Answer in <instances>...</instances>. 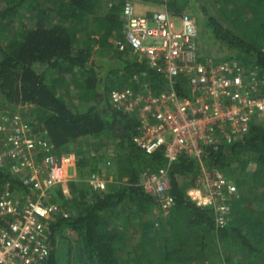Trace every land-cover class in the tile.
Segmentation results:
<instances>
[{"label": "trees", "instance_id": "1", "mask_svg": "<svg viewBox=\"0 0 264 264\" xmlns=\"http://www.w3.org/2000/svg\"><path fill=\"white\" fill-rule=\"evenodd\" d=\"M126 1L131 0H47L52 7L35 2L37 16L30 27L22 22L13 27L28 0L0 4V96L37 110L43 135L58 152L86 136L109 141L121 151L118 176L127 178L124 183L94 192L91 199L71 183L70 215L52 222L50 254L43 264H58L55 239L64 228L77 233L82 250L93 264H187L192 258L191 247L202 253L211 249L217 253V246L222 249L224 244H230V252H223L225 263L237 264V258L264 264V123L260 121L230 144L207 146L200 161L180 154L169 166L170 192L175 201L169 215L156 226L153 219L138 221L141 211L147 212L155 204L140 185V175L164 166L165 157L160 150L146 154L133 143L135 116L113 109L107 92L117 87L136 88L135 82L128 84L130 77L140 76L153 91L165 87L166 81L144 61L135 62L115 51L107 60L102 56L101 63L91 60L111 48L122 25ZM147 1H158L159 7L165 6L172 14L182 11L177 0ZM199 3L212 36L238 50L240 60L254 67L264 82V0L225 2L234 9L233 21L257 22L254 33L241 29V35L226 28ZM59 6L65 15L60 14ZM76 68L80 70L75 75L82 81L79 97L91 101L80 111L56 91L65 73L72 75ZM73 83L76 85V80ZM261 91L264 94V83ZM200 163L221 172L237 187L229 220L222 228L215 227L210 208L199 207L185 196L186 188L194 185L201 171ZM13 180L0 168V188ZM116 211L126 214L121 224L114 221ZM131 222L141 229L140 242L134 245L126 240ZM124 249L129 252L125 262Z\"/></svg>", "mask_w": 264, "mask_h": 264}, {"label": "built area", "instance_id": "2", "mask_svg": "<svg viewBox=\"0 0 264 264\" xmlns=\"http://www.w3.org/2000/svg\"><path fill=\"white\" fill-rule=\"evenodd\" d=\"M121 20L111 50L144 61L166 81L158 91L140 85L108 93L113 109L135 116L133 143L146 154L160 150L165 157L164 166L140 175V185L165 218L175 203L169 166L180 154L200 161L207 146L230 144L255 122L264 123V82L237 58H203L196 22L185 12L172 14L162 6L137 14L126 1ZM200 165L193 187L204 188L207 199L196 203L210 208L215 227L222 228L237 187L221 172ZM0 168L14 179L0 188V264H43L50 254L52 222L70 215L55 191L70 179L74 153L57 156L49 140L25 130L19 113L0 112ZM103 182L97 176L88 179L95 191Z\"/></svg>", "mask_w": 264, "mask_h": 264}, {"label": "rangeland", "instance_id": "3", "mask_svg": "<svg viewBox=\"0 0 264 264\" xmlns=\"http://www.w3.org/2000/svg\"><path fill=\"white\" fill-rule=\"evenodd\" d=\"M135 5H143L141 1L144 0H131ZM6 0H0V4H5ZM42 4V7H52L47 0H28L27 5L21 9L22 17H15L13 21V27H16L18 23L22 22L25 26L30 27L33 25L34 20L37 16L34 3ZM146 4L152 7H159V2L156 1H147ZM177 5L182 7L181 12L189 14L196 22L198 30V51L203 58H209L212 60H222L229 57H234L240 60V52L236 49H231L226 46L222 41L214 38L209 30V27L206 24V18L201 10L200 3L203 4L207 11L212 14L219 22H221L226 28L238 32L241 35V29H244L245 32L250 34L255 32V26L257 25L256 21L253 22H244V21H233L232 12L234 11L231 4H225L228 0H177ZM237 3V1H235ZM149 6V7H150ZM31 8H33L31 10ZM151 8V7H150ZM148 11V9L146 10ZM138 13V12H137ZM148 14V12H147ZM119 31V29H118ZM9 36V35H7ZM250 37L252 35H249ZM112 52L111 48H105L99 56L94 57V60L102 62V56L109 58L107 55ZM113 53V52H112ZM246 57V56H245ZM93 58V57H92ZM248 60V58H247ZM242 61V59H241ZM248 62V61H247ZM79 68L75 69L72 75L68 72L65 73L61 79L60 86L57 88L58 94H60L65 101L74 109L83 110L91 103L87 99H81L79 97L80 86H82V81L80 77H77L75 74L79 72ZM113 79V77H111ZM76 80V85L73 81ZM116 81V80H115ZM128 84L135 82L137 86L143 87L148 85L146 80H142L139 77H130ZM135 85V86H136ZM143 85V86H142ZM118 88V87H117ZM111 89L108 90L107 94ZM17 112L19 113L25 130L34 136L45 138L41 126L37 122V110L33 109L32 106H22L20 104H12L9 101L3 100L0 96V112ZM119 152H121L117 147L111 144L105 139H100L98 137L86 136L81 139H77L67 145V148L58 152L55 150L57 156H61L67 153H74L75 156V175L70 174V179L68 182L62 184L56 188L55 193L57 194L56 200L62 206L67 207L68 211H71L68 208V202L71 199V183H75L78 188H81L83 191L87 192V198L91 199L93 193L96 192L88 183V179L94 176L102 179L103 188L100 189V192L105 191L108 186L111 184L118 185L127 181L126 177L119 178L118 174V165H119ZM71 170H69L70 172ZM150 171V170H149ZM68 191V193H64ZM156 206V204H154ZM158 207L156 206L157 212L155 213L154 206H150L147 210L148 219L156 220L155 218L159 215ZM154 210V211H153ZM70 213V212H69ZM147 219V220H148ZM136 222V221H134ZM156 226V224H155ZM136 227V226H135ZM133 240L140 242V237H138L133 232L128 233ZM139 241V242H138ZM216 245H218L216 243ZM215 245V246H216ZM225 247L217 246V253L214 249L211 251H206L203 254H193V259L188 261L187 264H228L225 263L224 253L230 252V244ZM129 252L127 250L122 251V257L124 258L123 262L127 259ZM55 256L58 264H93L89 261L86 253L82 250L81 241L74 231L69 228H64L62 231L56 234L55 239ZM202 259L200 262L199 260ZM238 260L237 264H250L249 260ZM130 263V262H129Z\"/></svg>", "mask_w": 264, "mask_h": 264}, {"label": "crops", "instance_id": "4", "mask_svg": "<svg viewBox=\"0 0 264 264\" xmlns=\"http://www.w3.org/2000/svg\"><path fill=\"white\" fill-rule=\"evenodd\" d=\"M142 3H144L143 5H135V3L133 2V4H134V9H135V12L137 13V14H147V12L149 13V12H151V11H153V10H156V9H158L159 7H152V6H150L149 4L150 3H148V5L146 4L147 2L146 1H141ZM151 8H150V7ZM59 7H61V6H59ZM148 9V11H146ZM61 15H65L64 14V8H63V6L61 7V13H60ZM95 57V56H94ZM94 57L93 58H91V60H93L94 61ZM69 170H71L69 173L70 174H72V175H75L76 173H75V168L74 169H69ZM185 194H189V197L192 199V200H190L189 199V201L190 202H192V203H194L195 205H197V206H199L200 207V205H198L196 202H198L200 199H207V197H206V194H205V192H204V188H200V189H196V188H194L192 185H189V187L188 188H186V190H185ZM158 209V208H157ZM154 210H155V213L157 212V210H156V206L154 205ZM153 210V211H154ZM140 212V211H139ZM148 212V211H147ZM147 212H145V210H142L141 211V215H140V217H138V221L139 222H141L142 220H147L148 219V216H147ZM113 213H117V211L116 212H113ZM158 213H159V215L155 218L156 220H158V221H155V224L157 225L158 224V222L159 221H163L165 218H163L162 216H161V214H160V212H159V209H158ZM118 215H117V218H115L114 219V221H115V223L116 224H121L122 222H123V218L126 216V214L125 213H123V212H118L117 213ZM152 219H154V218H152ZM115 223H113V224H115ZM120 227H122V225L120 226ZM140 225L137 223V226L135 227L134 226V224L132 225V222L129 224V226L127 227V237H126V240L131 244V245H134V244H136V242L137 241H135V240H133L132 239V237L130 236V234L128 235V233H131V232H133L134 234H136L138 237H140V234H141V232H140ZM190 236V235H189ZM197 236V233L193 236V238H195ZM200 241V240H199ZM199 241H196V242H199ZM130 246V245H129ZM192 249H189V250H191L192 251V255L193 254H203L201 251H196L195 249H193L194 247H191ZM197 248V247H196ZM193 259V257L191 258V259H189L190 261ZM200 262L202 261V259H200L199 260Z\"/></svg>", "mask_w": 264, "mask_h": 264}]
</instances>
